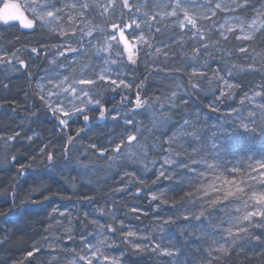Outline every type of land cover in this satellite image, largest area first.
Returning a JSON list of instances; mask_svg holds the SVG:
<instances>
[{
    "label": "snow or ice",
    "instance_id": "1",
    "mask_svg": "<svg viewBox=\"0 0 264 264\" xmlns=\"http://www.w3.org/2000/svg\"><path fill=\"white\" fill-rule=\"evenodd\" d=\"M27 7L32 10L31 19L25 17L20 5L4 3L0 20L9 27H15L10 21H18L32 33H48L40 41L46 51L39 65L43 74L34 94L55 118L64 137L59 156L74 164L84 176L92 171L90 154L103 160L106 167L97 168L96 172L119 175L113 194L137 184L146 185L144 176L154 169L152 184L168 183L148 194V199L174 209L158 216L156 227L181 220L184 223L179 226V242L151 243L150 237L130 228L125 230L123 221L118 219L117 201L109 194L111 210L107 207L109 200H105L93 213L85 212L81 221L85 227L87 223L96 225L98 231L83 235L78 247H74L77 239L70 211L66 213L57 206L39 213L26 207L39 206L57 195L60 199L70 197L53 192L43 178L32 181L27 190L18 183L28 169L40 164L54 173L58 159L57 145L51 140L43 142L42 136L33 129H25L22 122L19 130L0 134L4 147H10L14 153L10 157L5 154L4 165L11 166V161L19 164L12 183L7 188L0 186V218L14 209L22 210L21 221L39 224L44 238L50 242L47 251L33 242L15 264H35L37 260L41 264H126L129 252L141 255L149 251L157 264H230L233 257L237 264L245 260L249 264H264V150L258 147L264 145V0H108L99 14L110 12L111 16L101 29L77 24V20L84 22L100 8L88 0H33ZM26 51L24 58L19 47L14 51L0 50V90H10L8 73L33 75L30 67L41 52L37 47ZM216 53H221L222 63L213 68L209 58H215ZM90 55L102 63H93L88 59ZM233 56L238 61H233ZM82 58L85 63H81ZM141 62L146 68L151 63L153 70L137 82L135 66ZM165 69L167 74L161 75ZM251 75H258L259 83L250 84L243 91L241 107H233L225 115L224 123L212 125L209 135L199 124L200 112L183 114L194 95L210 91L214 95L207 108L220 112L221 105L232 100L243 87L240 80ZM149 78L170 81L171 85L160 95H148L145 88ZM102 92L115 96L105 98ZM36 107L39 106L31 110L32 117L38 115ZM177 115L180 119L174 120ZM93 120L111 121V128L103 143L97 144L90 137L84 145L81 134L91 131ZM73 121L80 122L75 135L67 131ZM18 138L29 146L36 144L30 160L37 161L39 157L37 163H19ZM81 157L89 163H82ZM128 163L143 167L139 171L129 170ZM113 169L118 172L112 173ZM67 183L79 198L74 181ZM143 195V187H134V201L126 206L125 215L147 214L146 209L135 206V200ZM84 199L95 200L92 196ZM158 210L159 204L154 205L152 211ZM95 213L108 217L107 221L100 224ZM9 231L0 229V245L10 238ZM194 241L198 244L193 249ZM121 245L127 246V251H109ZM193 251L206 252V256L194 258ZM66 253L70 258L65 259Z\"/></svg>",
    "mask_w": 264,
    "mask_h": 264
},
{
    "label": "trees",
    "instance_id": "2",
    "mask_svg": "<svg viewBox=\"0 0 264 264\" xmlns=\"http://www.w3.org/2000/svg\"><path fill=\"white\" fill-rule=\"evenodd\" d=\"M5 1L6 0H0V7ZM88 2L93 5L99 4L100 8L95 12L90 13L84 22L77 20V24L80 27H84L85 24H87L89 27L95 25V29L103 28L105 19L110 17V12L106 13L104 16H101L99 13L103 9L104 5L107 4L108 0H88ZM218 19L220 18L218 17ZM203 23L207 24L209 22L203 21ZM16 26L18 27V25ZM64 26L66 27L67 25L65 24ZM108 31H110V25L108 26ZM47 35V32H37L26 37L24 31L18 28L14 31L13 39L9 38V40H6V37H0V50L12 49L14 51L16 47H19L21 49V55L24 58H27L26 50L30 49L31 47H37L41 52V57L37 59L36 63L32 64L30 67V71L33 74L31 77L22 76L18 72H11V74H9L11 78L10 90H0V102H3V107H0V134L4 133L6 130H19L18 126L23 122L25 129L35 130L36 133L43 137V142L51 140L52 143L57 145L56 153L58 159L55 165L56 170L54 173L48 172L45 166L40 164L39 167L28 169L22 176L18 178V183L22 188L27 190L32 181L36 180L37 178H43L48 181V184L51 186L53 192L70 197V199H60L59 195H57L53 196L50 200L45 201L39 206L29 205L26 207H29L33 212L39 213H45L51 207L57 206L66 213L70 211L72 213L73 220L72 226L77 239V245H74V247H78L79 241L83 235L98 231L96 225L94 224L87 223V227H85L81 223L84 213H93V210L103 205L105 200H109L107 207L111 210L113 205L111 203L109 194H112V198L117 201L116 207L119 209L118 219L123 221L125 230L130 228L133 231L138 232V234L148 236L151 238V243L158 242L162 245H167L173 240L179 242L182 239V237H180L179 226L183 224L184 221L181 220L176 224L166 225L163 228L156 227L157 217L170 214L172 211H174V209L169 204H160L159 201L150 202L148 199V194L157 188L162 187L163 184L168 183L167 181H163L161 184H152V181L155 179L153 174L155 171L154 169L144 176V179L147 181L146 185L141 186L137 184L133 187H130L128 191L117 192L114 194L112 193V188L118 186L114 183V181L119 180V175L110 174L108 175L109 177L102 178L101 175L103 174L96 172V168H93V173H89L88 176H84L81 175L80 171H76L75 165L74 167L70 165V167H72L70 170L66 171V169H64L65 167L62 164L67 160H65L64 157L59 156V145L63 141L64 137L60 135V129L57 127V121L55 118L51 115V113L45 110L38 96L34 94L39 77L43 74V69L39 67V65L43 63V53L46 51V49H43L40 46V41ZM53 39L59 42L57 37H53ZM63 39H67V37H63ZM185 39H187V37H185ZM2 54L3 53L0 52V55ZM220 55L221 53H216L215 58H209L213 68H217L222 63L220 60ZM11 58V53L9 52L8 59ZM231 59L233 61H238L237 56H233ZM187 63L190 64L192 61H188ZM131 67L133 66H129V68ZM135 68L137 82L139 79L145 78V76H147L148 73L153 70L151 63H149L146 68L143 62L135 66ZM165 74H167V69H165L164 73L161 75ZM209 75L211 76V73H209ZM221 75L226 76V73H221ZM183 79L186 81L187 76H184ZM259 79L260 77L258 75H251L241 79L240 82L243 87L237 90V95L232 100H228L221 105L220 112L213 113L207 108V105L212 102L214 95V92L210 91L202 92L199 96L194 95L190 105L186 106L187 111L183 114L187 115L194 111L200 112L202 118L200 119L199 124L202 126V130L207 136L213 131V128L211 127L212 125H219L225 122V115L230 112L233 107H241L240 100L243 98V91L248 89L250 84L252 86L258 84ZM147 83L148 87L145 88V92L148 95H151L153 92H155L157 95H160L164 88L171 85L168 81H164L159 78H149ZM203 84L205 88L209 87L207 81H204ZM129 94L131 95L132 93ZM215 94L218 95V91H216ZM111 96L112 95L110 93H107L104 97L108 98ZM34 106H39L36 107V111L38 113L36 117L31 116V110ZM108 106H111L110 103ZM248 107L251 108L252 105L248 104ZM13 109H15V111H13ZM143 119L144 122L147 123V115H145ZM179 119V115L174 116V120ZM71 123L72 127L67 131L69 134L75 135V129L80 122L73 121ZM225 126L229 128L231 127L230 124H225ZM169 127L171 128L172 126L169 125ZM110 128L111 121L93 120L91 131L82 133L80 140L84 145H86L89 142V138L91 137L93 142L101 144L105 141V136L109 133ZM18 141L16 154H18L19 163H37L39 157H37V161L30 160V156L36 151V144L33 143L31 146H29L25 141H20L19 138ZM11 143L15 142H10V144ZM1 147L5 149L3 141H0V148ZM258 147L264 150V145L258 144ZM5 154L6 152L3 156H5ZM12 154L14 153L10 149L8 156L10 157ZM73 155L75 156L76 153H73ZM90 157L96 159L95 156H91V154ZM81 162L84 163L83 157H81ZM118 163L125 164L126 162L120 161ZM18 166L19 164L17 161H11V166H0V186L7 188L9 184L12 183V177L16 175ZM158 166L159 164H157V167ZM142 167L143 166L138 163L135 165L131 163L127 164V168L129 170L139 171V169ZM117 172L118 169L112 170V173ZM98 176H100L99 179H97ZM89 177H91V181L89 180ZM68 180H72L76 184L75 191L79 193V198L73 195L74 190L70 184L67 183ZM134 187H143L144 195L139 200H135V206L140 208L142 211L146 209V215L141 213H128L125 215V212L127 211L126 206L132 205L134 201V198L131 196V192L134 190ZM86 196H92L95 198V200L93 202H89L84 199ZM0 200H2V197H0ZM157 204H159V210L153 212L152 208ZM20 211L22 210L14 209L8 214V216L0 218V229H10V238L6 243L0 245V264H15V262L22 257L23 253L29 249L33 242L43 245L45 251L48 250L47 245L50 241L44 238L45 234L43 228L39 224L31 225L22 222ZM137 215H139V219L136 218ZM95 218L100 224H104L108 219V217L101 216L99 213H95ZM60 219L63 220V218ZM62 232L63 228H60L59 233ZM197 244L198 241H194L191 247L194 249ZM122 249L127 251V246L121 245L120 248L110 249L109 251H111L113 254H119ZM201 255L206 256V252H192V256L194 258L199 259ZM68 258H70V254L66 253L65 259ZM125 260L126 264H157L156 258L150 251L141 255H134L129 252L125 257ZM25 264H27V261H25ZM35 264H41V262L37 260L35 261ZM230 264H237L235 257H233ZM242 264H249V261H242Z\"/></svg>",
    "mask_w": 264,
    "mask_h": 264
},
{
    "label": "rangeland",
    "instance_id": "3",
    "mask_svg": "<svg viewBox=\"0 0 264 264\" xmlns=\"http://www.w3.org/2000/svg\"><path fill=\"white\" fill-rule=\"evenodd\" d=\"M33 0H6L4 3H15V4H18L21 6V11L24 12V15L27 19H31L32 18V10L30 8L27 7L28 4L32 3ZM40 2L42 3L43 0H40ZM3 3V4H4ZM3 4L0 8L3 7ZM0 16H3V13L0 12ZM109 16H111V13L109 14ZM9 24L13 25L15 24V27H9L8 25L4 24L3 20H0V37L4 36L6 37V40H9V38L13 39L14 38V31L17 30L18 28L23 30V28L20 26L19 22L18 21H10ZM16 25H19L18 27ZM17 27V28H16ZM16 28V29H15ZM110 31H111V28H110ZM94 51V49H93ZM88 59H90L93 63H102V61H98L94 56L90 55L88 57ZM81 63H85V60L84 58L81 59ZM78 70H79V65L77 66ZM2 70V69H0ZM11 74V73H8V75ZM10 76V75H9ZM169 84H171L170 81H168ZM40 83V77H39V81L37 82V84ZM45 84H46V81H45ZM48 87H50V85H48ZM97 92H101L100 89H96ZM107 93H110L112 96H115V94L111 93V92H102V95L105 96V94ZM111 96V97H112ZM110 105H111V102H110ZM6 149V150H5ZM3 149L2 147L0 148V166L4 167V153L6 152V154L8 155L9 154V151H10V147L9 148H5ZM84 163H89V161H85L84 160ZM90 164H91V167L92 169L93 168H104L106 167V164L104 161H100V160H97V159H94V158H91L90 157ZM67 170H70L72 169V167H74V164L70 163L69 161H65L63 164H62ZM70 165H72V167H70ZM76 171H80L77 167H76ZM90 173H93L92 171ZM102 178L104 177H109L108 175H101ZM100 176L97 177V179H99Z\"/></svg>",
    "mask_w": 264,
    "mask_h": 264
},
{
    "label": "flooded vegetation",
    "instance_id": "4",
    "mask_svg": "<svg viewBox=\"0 0 264 264\" xmlns=\"http://www.w3.org/2000/svg\"><path fill=\"white\" fill-rule=\"evenodd\" d=\"M22 31H24V34H25L26 37H27L28 35H30V34H33V33L31 32V30H28V29H23Z\"/></svg>",
    "mask_w": 264,
    "mask_h": 264
}]
</instances>
